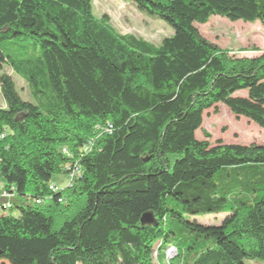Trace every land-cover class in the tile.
<instances>
[{"label":"trees","instance_id":"trees-1","mask_svg":"<svg viewBox=\"0 0 264 264\" xmlns=\"http://www.w3.org/2000/svg\"><path fill=\"white\" fill-rule=\"evenodd\" d=\"M115 1L172 35H121L92 0H0V264H154L170 247L167 264H264V145L195 138L218 105L264 130V53L194 27L264 26V0Z\"/></svg>","mask_w":264,"mask_h":264},{"label":"rangeland","instance_id":"rangeland-1","mask_svg":"<svg viewBox=\"0 0 264 264\" xmlns=\"http://www.w3.org/2000/svg\"><path fill=\"white\" fill-rule=\"evenodd\" d=\"M91 5L94 17L97 19L108 17L109 24L121 35H133L154 46H158L162 39L172 35V30L167 25L140 13L129 2L92 0ZM194 27L205 40L236 57L252 58L264 53V26L257 21L231 23L223 18L211 17L206 24H195ZM4 72L14 81L20 97L31 102L26 83L6 67ZM0 108H5L1 98ZM203 133L209 138L206 139ZM195 138L199 141L206 139L212 145L218 141L225 145H264V130L244 118L236 119L224 106L218 105L216 113L211 109L203 114L202 125L195 133ZM50 183L62 190L67 186L68 179L62 174L53 177ZM222 218L223 215L206 216L196 218L195 222L203 226H218ZM159 255L157 258L153 254L154 264H167L168 260L175 258L176 252L170 247L165 252L160 251Z\"/></svg>","mask_w":264,"mask_h":264},{"label":"built area","instance_id":"built-area-1","mask_svg":"<svg viewBox=\"0 0 264 264\" xmlns=\"http://www.w3.org/2000/svg\"><path fill=\"white\" fill-rule=\"evenodd\" d=\"M89 148L85 147L83 149L84 152H87ZM63 154L67 155V151L64 149L62 150ZM76 174V170H73L69 175H68V183H67V186H69V184L71 183V180L73 179V176ZM49 190L52 192V193H55L57 191V187H55L54 185H51L49 187ZM1 197H6V195L2 194ZM35 204H39L38 201L35 202ZM4 208H8L9 205L6 204L5 206H3Z\"/></svg>","mask_w":264,"mask_h":264}]
</instances>
